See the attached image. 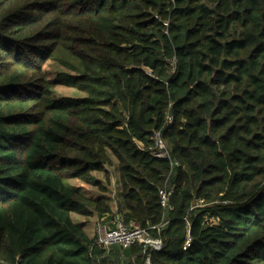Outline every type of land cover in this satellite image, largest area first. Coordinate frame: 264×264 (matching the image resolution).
Returning <instances> with one entry per match:
<instances>
[{
    "label": "trees",
    "instance_id": "obj_1",
    "mask_svg": "<svg viewBox=\"0 0 264 264\" xmlns=\"http://www.w3.org/2000/svg\"><path fill=\"white\" fill-rule=\"evenodd\" d=\"M52 60L86 96H56ZM156 131L170 158L153 155ZM75 213L119 214L162 247L125 263ZM147 255L264 264V0H0V262Z\"/></svg>",
    "mask_w": 264,
    "mask_h": 264
},
{
    "label": "built area",
    "instance_id": "obj_2",
    "mask_svg": "<svg viewBox=\"0 0 264 264\" xmlns=\"http://www.w3.org/2000/svg\"><path fill=\"white\" fill-rule=\"evenodd\" d=\"M154 146L151 148L154 156L161 158H170V152L162 137L161 131H156L153 135ZM174 186L169 188L167 185L160 189L161 203L164 207L168 206L170 195L172 194ZM205 201L200 199L194 206H204ZM190 223L188 222V225ZM96 243L103 248H110L113 245H119L126 249L134 245H143L145 253L148 248L160 249L162 247V241L160 239L152 238L148 230L141 227L140 224L132 222L127 224L123 218L117 214L112 218L111 225L104 224L102 222L96 225ZM191 244V239L188 238L184 244V248L187 249ZM142 264H152L151 256L147 255Z\"/></svg>",
    "mask_w": 264,
    "mask_h": 264
},
{
    "label": "rangeland",
    "instance_id": "obj_3",
    "mask_svg": "<svg viewBox=\"0 0 264 264\" xmlns=\"http://www.w3.org/2000/svg\"><path fill=\"white\" fill-rule=\"evenodd\" d=\"M46 71L48 74V78L49 80L55 85L54 87V93L56 94V96H58L59 98L61 97H72V98H79V97H83L86 96L87 94L83 91H81L79 88L76 87H70V86H66V85H60L58 83V74L59 73H66L65 75L68 74H72L74 75L75 73L71 70L66 69L58 60H52L50 62L47 63L46 65ZM109 170H110V174H111V179L112 182L110 185H107L108 187V193L107 195L111 197V204L113 207H115V197L113 198L114 194H116L117 192V183L116 180L118 179L119 176V171H118V162L116 160L115 157H111V163L107 165ZM97 176L100 178V180L103 181L104 176L102 174H97ZM71 184L76 185L77 187H81V189L88 193L90 196H96L100 193L99 189L95 186H89L87 187L86 185L82 184L79 180L76 179H71L69 180ZM76 218H83V219H90L86 218L80 214H75ZM96 221H92L91 222V227L93 228V236L96 237V225L100 222L95 223ZM119 247V246H118ZM120 249V248H118Z\"/></svg>",
    "mask_w": 264,
    "mask_h": 264
},
{
    "label": "crops",
    "instance_id": "obj_4",
    "mask_svg": "<svg viewBox=\"0 0 264 264\" xmlns=\"http://www.w3.org/2000/svg\"><path fill=\"white\" fill-rule=\"evenodd\" d=\"M115 197V194L113 196V198ZM116 199V198H115ZM115 203H116V200H115ZM76 214V213H75ZM75 214H73V218L75 219L76 222L78 223H81L83 224L84 226V229L87 231V233L91 236V237H95L93 236V228L91 227V222L92 221H96L98 220V222H102L104 224H108V225H111L112 223V216L110 215H101L99 216L98 214H94L92 215V217L90 219H83V218H76ZM95 222V223H96ZM119 245H113L112 247L108 248V250H114V249H118V248H122V247H118ZM124 255L122 257V260L125 262V263H128V261H130V258H131V254H130V248H126V249H123V252H122ZM132 259L134 260L135 257H132Z\"/></svg>",
    "mask_w": 264,
    "mask_h": 264
},
{
    "label": "water",
    "instance_id": "obj_5",
    "mask_svg": "<svg viewBox=\"0 0 264 264\" xmlns=\"http://www.w3.org/2000/svg\"><path fill=\"white\" fill-rule=\"evenodd\" d=\"M0 264H6V263L0 262Z\"/></svg>",
    "mask_w": 264,
    "mask_h": 264
}]
</instances>
